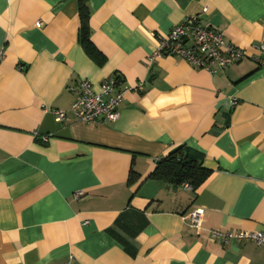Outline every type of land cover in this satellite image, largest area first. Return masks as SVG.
Returning a JSON list of instances; mask_svg holds the SVG:
<instances>
[{
  "label": "crops",
  "instance_id": "crops-1",
  "mask_svg": "<svg viewBox=\"0 0 264 264\" xmlns=\"http://www.w3.org/2000/svg\"><path fill=\"white\" fill-rule=\"evenodd\" d=\"M87 6L101 61L78 41V0H0V264H264V246L209 233L264 231V66L147 63L158 35L192 15L257 55L264 0ZM115 74L144 82L124 93L119 118L77 120L69 87ZM178 145L210 172L195 191L148 177ZM195 209L199 231L186 219Z\"/></svg>",
  "mask_w": 264,
  "mask_h": 264
},
{
  "label": "built area",
  "instance_id": "built-area-1",
  "mask_svg": "<svg viewBox=\"0 0 264 264\" xmlns=\"http://www.w3.org/2000/svg\"><path fill=\"white\" fill-rule=\"evenodd\" d=\"M157 46L147 58L151 65L159 56L179 57L197 68L212 71V65L221 69L235 64L244 58H251L259 65L264 66V41L255 47L257 55L249 54L245 49L226 40L219 30L202 25L197 16L192 15L175 25L169 32L158 35ZM120 75L115 74L99 84L97 89L87 79L76 81L70 86L73 94L70 110L75 118L84 123L112 122L119 118V105L124 93L129 90L142 89L144 82L139 81L134 86H121ZM264 112V108H263ZM58 121L66 118L65 111L53 110ZM47 140L46 135H42ZM183 185L191 190L188 183ZM202 209H195L186 215L187 222L197 231L201 228ZM213 239L224 243L252 241L264 246V231L261 230H210ZM63 264H69L64 262Z\"/></svg>",
  "mask_w": 264,
  "mask_h": 264
},
{
  "label": "trees",
  "instance_id": "trees-1",
  "mask_svg": "<svg viewBox=\"0 0 264 264\" xmlns=\"http://www.w3.org/2000/svg\"><path fill=\"white\" fill-rule=\"evenodd\" d=\"M78 13L80 18L78 41L92 58L101 61L102 56L90 40L87 0H78ZM201 161L200 153L184 145H178L158 160L155 169L148 177L164 182L188 183L195 191L210 174L209 170L202 166ZM137 177V174L131 171L127 183L132 184Z\"/></svg>",
  "mask_w": 264,
  "mask_h": 264
}]
</instances>
